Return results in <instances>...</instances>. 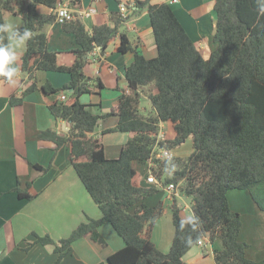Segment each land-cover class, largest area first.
<instances>
[{
	"label": "trees",
	"instance_id": "obj_1",
	"mask_svg": "<svg viewBox=\"0 0 264 264\" xmlns=\"http://www.w3.org/2000/svg\"><path fill=\"white\" fill-rule=\"evenodd\" d=\"M59 2L0 0V23H4V10L19 11L21 27L31 30L32 38L26 42L21 59L30 80L37 70L69 74L68 84L54 88L47 83L42 88L47 94L71 89L69 98L48 105L51 115L67 120L71 128L66 135L45 129L38 137L56 146L70 143L71 165L102 216L87 218L57 241L48 235H37L35 241L53 245L58 254L54 264H60L72 251L73 242L85 234L102 242L98 229L108 222L124 241L121 249L108 256L109 264H186L184 254L205 237L222 243V249L214 254L216 264H258L246 256L248 244L238 239L240 214L231 209L227 197L229 190H247L264 212V15H258L257 0H214L215 47L208 58H203L169 4L136 0V6L149 15L157 54L146 58L125 33H120L118 52L134 54L125 68L134 93L122 94L117 108L105 114L94 113L90 105L80 101L82 95L103 88L99 78L83 72L85 55L97 46L104 52L119 34L124 17L114 16L112 24L94 25L91 30L79 19L61 23L74 36L77 47L73 49L74 62L59 65L44 31L45 25L55 22ZM39 4L52 12H38ZM7 42L6 35L0 34V43ZM35 89L32 81L19 97H10V104H20L22 97ZM138 89L147 92L152 113L140 111ZM111 114L118 116L117 124L104 132L134 134L117 158H107L100 139L90 135L98 120ZM166 121L172 123L175 133L166 138L167 146L174 148L191 137L192 152L186 159L173 156L172 162L155 159V175L164 184L178 185L202 223L196 229L189 225L182 228L184 219L174 197L170 206L174 234L164 253L149 238V229L162 216L163 208L160 203L150 207L143 202L161 190L136 184L133 163L144 164L150 157L159 124ZM172 164L176 170L169 174ZM29 186H17L18 197L32 199L35 195ZM189 238L190 245L186 243Z\"/></svg>",
	"mask_w": 264,
	"mask_h": 264
},
{
	"label": "crops",
	"instance_id": "obj_2",
	"mask_svg": "<svg viewBox=\"0 0 264 264\" xmlns=\"http://www.w3.org/2000/svg\"><path fill=\"white\" fill-rule=\"evenodd\" d=\"M135 2L136 0H77L74 3L73 0H60L58 3V6L67 5L75 9H93L91 15L81 19L88 30L94 25L112 24L114 16L124 17L119 34L104 52L97 46L87 53L83 72L89 77L99 78L103 88L99 92L82 95L80 101L90 105L94 113H109L117 108L122 94L134 93L125 78V68L133 61L134 54L132 51L118 52L121 32L125 33L132 45L139 48L146 58L157 54L149 15L147 11L139 9ZM150 2L169 4L203 58H208L215 47L214 0ZM121 7H124L123 11ZM37 10L40 13L52 12L51 8L43 4L37 5ZM3 18L4 23L19 26L23 23L19 11L12 13L4 10ZM44 31L48 48L57 53V63L71 65L75 59L73 49L77 47L74 36L55 22L45 25ZM25 45L18 50L17 82L10 84L5 79L0 80V264H54L58 254L54 252L53 245L36 242V236L48 235L57 241L67 237L87 218H100L102 212L71 165L70 143L56 146L53 141L38 137L45 129L66 135L71 128L70 122L54 118L48 109L49 104L60 100L61 94H64L66 99L69 98L70 90L47 94L42 88L47 83L54 88L68 84L69 74L37 70L35 78L30 80L21 66ZM32 81L35 82L36 89L24 95L20 104L12 106L10 97H19ZM136 91L151 106L147 92L142 89ZM139 109L144 114L152 113V106L151 109H146L141 108L139 104ZM117 121L116 114L100 118L90 134L100 139L107 158H117L123 145L134 135L131 132H104L113 128ZM159 126L165 138L171 139L175 136L171 122H161ZM148 163V159L144 164L133 163L137 171L135 183L143 187H153L145 180ZM139 165L145 166V178L139 174ZM28 185L29 191L35 196L32 199L18 197L15 188L18 186L24 189ZM161 191L165 197L158 203L163 208V214L149 229V238L160 251L166 253L174 234L170 206L175 198H170L164 190ZM178 194L179 197H175L180 216L185 219L181 213H193L192 201L190 198V204L181 201L182 196L180 192ZM227 197L231 209L240 214L241 228L238 239L248 244L246 256L258 264H264V212L257 208L247 190H229ZM150 198H145L143 202L150 207L158 204ZM181 203H185V208H181ZM164 215L169 216L168 221H164L156 231V226ZM98 233L103 243L92 239L89 233L85 234L73 242L72 251L61 259L60 264H109L108 256L121 249L124 241L108 222L99 227ZM202 240V245L197 244L184 254L182 259L186 264H216L214 254L216 250L222 249L221 241H210L207 237Z\"/></svg>",
	"mask_w": 264,
	"mask_h": 264
},
{
	"label": "clouds",
	"instance_id": "obj_3",
	"mask_svg": "<svg viewBox=\"0 0 264 264\" xmlns=\"http://www.w3.org/2000/svg\"><path fill=\"white\" fill-rule=\"evenodd\" d=\"M257 7L258 15H264V0H257ZM0 34L6 35L8 41L7 43H0V77H3L10 84H15L19 74V65L17 63L19 59L18 50L32 38V32L29 28L21 27L17 24L0 23ZM166 160L172 162L173 158L167 155ZM175 170L176 165L172 164V169L168 173L172 174ZM201 223L200 218L192 213L181 221V226L183 228L184 225H189L193 229H196L197 225L200 226ZM186 243L192 244L191 238L186 240Z\"/></svg>",
	"mask_w": 264,
	"mask_h": 264
},
{
	"label": "built area",
	"instance_id": "obj_4",
	"mask_svg": "<svg viewBox=\"0 0 264 264\" xmlns=\"http://www.w3.org/2000/svg\"><path fill=\"white\" fill-rule=\"evenodd\" d=\"M120 9L121 11H123L124 7H121ZM92 12H93V9L82 10V9L71 8L70 6H67V5H59L55 10V17H56L55 23L61 24L65 21L75 20V19L81 20L84 17L91 15ZM60 99L65 100L66 96L64 94H61ZM171 152L172 150L166 144V138L164 137L162 133L159 132L157 135L156 141L152 147L151 155L148 158L149 167H147L148 172L145 178L146 183L160 190H164L167 193V195L170 196V198L175 197V196L179 197V194L177 191L178 185L172 182L164 184L161 180H159L156 177L155 172L153 170V166L155 165L154 168L157 167L155 159L166 160L167 155H170L173 157V154ZM197 244L202 245L203 240L202 239L198 240Z\"/></svg>",
	"mask_w": 264,
	"mask_h": 264
},
{
	"label": "rangeland",
	"instance_id": "obj_5",
	"mask_svg": "<svg viewBox=\"0 0 264 264\" xmlns=\"http://www.w3.org/2000/svg\"><path fill=\"white\" fill-rule=\"evenodd\" d=\"M140 106L141 108H146V109H151V106L150 104L147 102V100H145L143 97L141 98L140 100ZM161 133V132H160ZM190 137H188L187 139H185L181 144H179L178 146L174 147V148H171L172 150V154L173 156L175 157H179V158H183V159H186L187 157H189V155L191 154L192 152V141H191V138L189 139ZM108 141V140H107ZM138 169H139V174L145 178V166H141L139 165L138 166ZM181 183L179 184V187H180ZM180 188H177V191H179ZM180 195L182 196V200L181 201H186L187 203L190 204V200L189 198H187L184 194H182L180 192ZM153 201H155L157 204L159 202V200H162L164 199V194L162 193V191H159L155 194H153L152 196H150ZM146 204V203H145ZM181 208H185V203H181ZM183 217H186L187 215H189V211H184L181 213ZM168 215H164L161 219V221L157 224V228H156V231H158V229L161 227L162 223L164 221H168ZM170 226V225H169ZM164 227V225H163Z\"/></svg>",
	"mask_w": 264,
	"mask_h": 264
},
{
	"label": "water",
	"instance_id": "obj_6",
	"mask_svg": "<svg viewBox=\"0 0 264 264\" xmlns=\"http://www.w3.org/2000/svg\"><path fill=\"white\" fill-rule=\"evenodd\" d=\"M85 57H87V54L85 55ZM70 91H71V89H70Z\"/></svg>",
	"mask_w": 264,
	"mask_h": 264
}]
</instances>
